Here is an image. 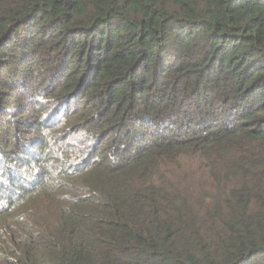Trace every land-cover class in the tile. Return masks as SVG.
I'll return each instance as SVG.
<instances>
[{
  "label": "trees",
  "instance_id": "trees-1",
  "mask_svg": "<svg viewBox=\"0 0 264 264\" xmlns=\"http://www.w3.org/2000/svg\"><path fill=\"white\" fill-rule=\"evenodd\" d=\"M0 264H264V0H0Z\"/></svg>",
  "mask_w": 264,
  "mask_h": 264
}]
</instances>
